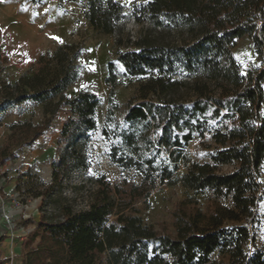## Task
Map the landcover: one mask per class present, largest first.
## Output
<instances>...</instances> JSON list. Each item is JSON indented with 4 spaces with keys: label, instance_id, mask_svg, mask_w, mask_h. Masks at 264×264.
Returning a JSON list of instances; mask_svg holds the SVG:
<instances>
[{
    "label": "trees",
    "instance_id": "trees-1",
    "mask_svg": "<svg viewBox=\"0 0 264 264\" xmlns=\"http://www.w3.org/2000/svg\"><path fill=\"white\" fill-rule=\"evenodd\" d=\"M125 9L119 0H86L85 16L96 31L112 34ZM131 15L138 23L151 24L157 36L140 37L131 43L136 49L118 52L125 74L137 78L139 86L123 120L114 115L111 90L102 132L110 161L122 171H134L140 181L123 190L100 176L87 208L65 205L53 221L43 214L30 239L40 241L23 264H211L216 252L229 257L226 264H264V246L255 245L253 230L246 224H225L247 220L254 225L264 200V0H149L135 4ZM245 36L260 65L244 73L233 48ZM76 47L65 44L56 50L52 72L24 75L17 82L0 77V118L25 100L46 102L61 94L79 74L78 66L63 63ZM78 55L76 51L73 58ZM114 69L109 62V85L117 80ZM64 99L77 119L67 120L63 138L73 124L97 129L100 99L95 93L82 91ZM47 125L14 123L11 128L20 126L21 133L16 137L13 129L11 143L32 146ZM196 136L215 142L209 161L190 158L187 147ZM13 156L10 147H1L0 166ZM180 163L188 169L179 178ZM224 165L233 169L223 172ZM52 166L53 182H60L62 160L56 156ZM179 181L195 193L230 198L232 207L217 210L206 227L199 226L197 217L177 216L176 236L162 233L144 222L134 202L148 198L157 184Z\"/></svg>",
    "mask_w": 264,
    "mask_h": 264
},
{
    "label": "rangeland",
    "instance_id": "rangeland-1",
    "mask_svg": "<svg viewBox=\"0 0 264 264\" xmlns=\"http://www.w3.org/2000/svg\"><path fill=\"white\" fill-rule=\"evenodd\" d=\"M119 1L126 8L125 18L116 32L104 34L89 24L85 16L86 0H0V77L3 80L17 82L24 75L42 70L52 72L57 62L54 53L65 44L77 47L68 50L64 65L71 69L78 66L79 71L77 78L56 97L46 102L28 99L1 114L0 148L10 147L14 156L0 166V237H4L0 241V264H23L27 252L40 241V238L34 242L30 239L43 214L46 220L53 221L65 205L74 210L87 208L99 188L98 177L104 176L113 188L123 190L140 181L134 171H122L110 161L109 142L102 130L111 107V90H114V115L123 120L127 103L139 86L137 78L125 74L117 61L118 52L136 49L131 45L133 41L157 36V32L151 24L138 23L131 15L135 4L149 0ZM171 39L175 36H170ZM76 51L79 55L74 59ZM233 52L244 73L260 65L248 36L236 42ZM109 62L115 64L117 80L113 85L106 82ZM82 91L93 92L100 99L97 129L88 131L73 124L63 138L61 133L67 120L77 119L64 98ZM25 121L34 125L48 122L47 129L32 146L15 147L11 134L16 129L14 135L19 136L21 127L12 129L11 125ZM214 147L215 142L209 136H196L187 151L192 160L205 162L210 160ZM56 156L62 160L64 170L61 181L54 183L52 163ZM187 169V165L180 163L178 177ZM232 169V165L221 167L223 172ZM262 173L264 179V163ZM112 194L117 196L114 191ZM134 206L144 222L162 233L176 236L177 216L186 220L197 217L199 226L206 227L217 210L232 207V202L230 198H217L210 191L195 193L179 181L174 185L157 184L148 198L136 199ZM257 219L254 225L247 220L225 224L248 225L256 237L255 245L264 246V200L258 205ZM253 248V243L246 246L248 251ZM213 259L211 264L229 261L227 255L218 252Z\"/></svg>",
    "mask_w": 264,
    "mask_h": 264
}]
</instances>
